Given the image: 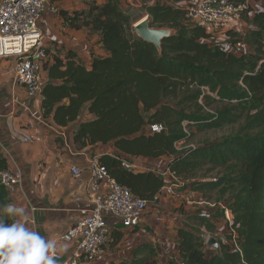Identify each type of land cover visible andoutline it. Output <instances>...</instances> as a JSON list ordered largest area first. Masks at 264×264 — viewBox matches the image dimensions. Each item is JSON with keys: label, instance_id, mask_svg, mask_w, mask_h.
I'll list each match as a JSON object with an SVG mask.
<instances>
[{"label": "trees", "instance_id": "16d2710c", "mask_svg": "<svg viewBox=\"0 0 264 264\" xmlns=\"http://www.w3.org/2000/svg\"><path fill=\"white\" fill-rule=\"evenodd\" d=\"M185 8L144 6L152 27L176 31L163 41L161 53L136 36L135 24L118 0L91 7L82 19L65 18L71 29L98 34L105 55L93 57L89 67L71 52L47 61L43 116L67 128L88 105L93 118L79 124L75 145H113L114 154L100 157L99 163L150 205L158 203L165 180L152 171L127 169L123 161L172 158L168 168L186 189L228 197L233 219L220 240L221 254L206 250L201 233L204 228L214 235L216 226L205 216H189L177 233L182 264H264V6L252 16V29L245 35L226 33L232 46L251 47L239 54L217 44L206 28L188 22ZM203 87L210 93H203ZM155 124L163 130L148 133L146 128ZM234 125L239 130L220 140L180 153L175 149L178 142L189 144L196 133ZM7 168V159L0 157V172ZM205 168L222 174L215 180L197 179ZM8 197L0 182V205ZM121 239V234L115 236L112 246ZM156 255V248L142 244L129 262L118 264H158Z\"/></svg>", "mask_w": 264, "mask_h": 264}, {"label": "crops", "instance_id": "0c3cea01", "mask_svg": "<svg viewBox=\"0 0 264 264\" xmlns=\"http://www.w3.org/2000/svg\"><path fill=\"white\" fill-rule=\"evenodd\" d=\"M190 1L197 0L183 2L186 4ZM105 2L106 0H49V5L58 8L59 13L47 12L40 24L43 32L42 46L48 57L45 63L52 62L54 57L64 58L71 52L89 67L93 57L105 55L98 34L85 28L71 29L65 19L74 15H79L82 19L83 14L91 7L102 6ZM260 8H263L262 4L253 6V13L260 11ZM14 66L13 60H0V141L12 155L13 166L23 174L21 190L18 194L9 196L7 204L23 207L26 225L56 241L57 247L54 250L63 257H68L75 253L77 241L64 242L61 238L80 219L81 212L91 207L92 197L104 196L107 192L106 185L98 190L90 188V164L106 154L113 155L115 150L111 144L78 148L74 143V133L81 122L93 118L88 112V105L83 108L77 122L67 128H58L52 118H44L42 96L29 98L24 88L15 85ZM44 73L47 77L45 70ZM26 138L29 139L27 143L24 141ZM36 138L40 141L32 140ZM171 160L172 158H130L129 162L162 170L168 167ZM72 168H77L80 175L74 176ZM183 187L185 189L172 196V207L171 202L161 203L164 196L159 195L158 203L148 208L139 227L135 229H124L117 220L107 216L113 237L121 234L122 239L117 245L106 247L94 262L83 264L129 262L133 251L142 244H150L156 248L155 259L158 264H182L177 233L179 227L188 223L186 218L189 216L207 217L216 226V234L212 236L222 235L219 240L223 239L233 219L227 220L223 212L224 208L230 209L229 200L223 206L220 205V208H214L216 204H207L203 199H208L209 194L205 197L201 193L191 192L185 185ZM195 196L200 200L199 203L189 202V198ZM167 210L172 211L174 216L169 211L166 213ZM224 216L226 220L223 219ZM223 222H228L226 227ZM203 230L205 229L202 232Z\"/></svg>", "mask_w": 264, "mask_h": 264}, {"label": "built area", "instance_id": "2783aa9c", "mask_svg": "<svg viewBox=\"0 0 264 264\" xmlns=\"http://www.w3.org/2000/svg\"><path fill=\"white\" fill-rule=\"evenodd\" d=\"M194 3V6L185 8L188 22L206 28L212 34L227 31L240 15L249 12L256 4L264 6V0H197ZM149 4L175 5V2L152 0ZM47 12L58 14L59 9L50 6L49 0H0V60L15 61V85L24 88L29 98L41 95L47 82L44 64L48 57L42 46L43 32L40 26ZM241 49L243 44L238 43L232 52L239 54ZM202 92L210 93L209 89L204 87ZM146 130L148 133H157L163 130V126L155 124L148 126ZM32 140L40 141L38 138ZM24 141L27 143L29 139ZM192 147L184 141L175 144L178 153ZM1 156L7 159L8 168L0 172V182L9 196L16 195L21 190L23 174L19 168L13 166L12 155L0 141ZM123 166L135 172L152 171L165 180L160 196H175L176 191L185 185L172 175L168 167L158 170L128 161H123ZM89 171L90 188L98 190L106 185L107 192L104 196H93L91 207L81 212L80 219L61 238L64 242L77 241L75 253L68 257H63L56 250L50 253L57 264L94 262L114 241L107 216L117 220L124 229H135L139 227L150 206L112 179L106 167L99 163V158L91 162ZM72 173L74 176L80 175L77 168H72ZM223 212L229 221L233 218L229 208H224Z\"/></svg>", "mask_w": 264, "mask_h": 264}, {"label": "clouds", "instance_id": "9594fccd", "mask_svg": "<svg viewBox=\"0 0 264 264\" xmlns=\"http://www.w3.org/2000/svg\"><path fill=\"white\" fill-rule=\"evenodd\" d=\"M25 218L23 207L0 205V264H57L50 254L57 247L56 241L30 229Z\"/></svg>", "mask_w": 264, "mask_h": 264}, {"label": "rangeland", "instance_id": "374dc122", "mask_svg": "<svg viewBox=\"0 0 264 264\" xmlns=\"http://www.w3.org/2000/svg\"><path fill=\"white\" fill-rule=\"evenodd\" d=\"M120 3L121 8L124 10V12H126L128 15L131 16L132 21L134 24H137L138 22H140L141 20H143L144 18H146V13L144 11V6L146 4H149V2H151L152 0H118ZM180 4V5H178ZM182 4H184L183 6H194L195 3L190 1L189 3L182 2V3H176V6H181ZM253 11L254 9L251 8V10L249 12L243 13L242 15H240V17L237 19V21L230 26V28L225 31V32H220V33H216L213 34L214 37V41L221 45L223 48L228 49V50H233L234 46H232L231 44H229V39L227 37V32H229L230 30H237V32H239V35L243 36L245 35L249 30L252 29L251 27V20H252V16H253ZM148 18V17H147ZM249 46L243 43V49H241L242 51H248L249 50ZM3 61V60H1ZM240 125H234V126H228L226 128H223L221 130H209V131H205V132H200V133H196L195 136L191 139V141L189 142V144L187 145H191V146H198V145H202L206 142H214L217 140H220L226 136H229L230 134H234L239 130ZM209 168H205L203 170V172L199 173L198 176L196 177L197 179H201V180H215L216 178H219V176L222 174V171L220 170H214L212 172H208ZM181 189H185L184 187H181ZM181 189H178L176 192H180ZM205 203H209L212 205L216 206L214 208H220V205L223 206L225 202L228 201V197H226L224 200L220 199L217 195V193H212L209 196V199L203 198ZM171 202V207L174 204L172 197L171 200L169 201V197L167 198V196H164L161 200L162 202ZM197 199V196L195 197H190L189 198V202H196L199 203V201ZM151 206V205H150ZM149 206V208H150ZM195 206V205H194ZM198 206V205H196ZM205 207H209L207 205H203ZM200 207V206H198ZM210 208V207H209ZM213 208V210H214ZM171 212L172 215L174 216L173 212L170 210H167V212ZM177 211V210H176ZM201 212V211H199ZM198 212V213H199ZM224 220L225 216L223 217ZM228 220V219H227ZM225 224V227L227 226L228 222H223ZM204 232L202 233V237L204 239L205 242H207V238L209 236H212L211 234H208L205 230H203ZM222 238V235L219 237H215L217 239Z\"/></svg>", "mask_w": 264, "mask_h": 264}, {"label": "water", "instance_id": "95a60500", "mask_svg": "<svg viewBox=\"0 0 264 264\" xmlns=\"http://www.w3.org/2000/svg\"><path fill=\"white\" fill-rule=\"evenodd\" d=\"M143 21V22H142ZM136 36L144 42L156 47L157 51L161 53L162 44L165 39L171 38L176 35V31L169 28H154L148 18L141 20L134 26ZM205 248L209 252H214L217 255L221 254L220 240L214 236L210 237Z\"/></svg>", "mask_w": 264, "mask_h": 264}]
</instances>
